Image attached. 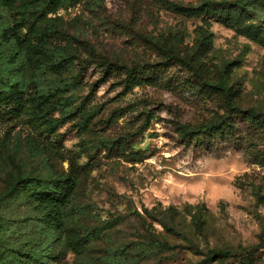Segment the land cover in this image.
<instances>
[{
  "label": "rangeland",
  "instance_id": "obj_1",
  "mask_svg": "<svg viewBox=\"0 0 264 264\" xmlns=\"http://www.w3.org/2000/svg\"><path fill=\"white\" fill-rule=\"evenodd\" d=\"M202 1L79 0L59 8L47 15L55 19L56 34L41 62L49 66L70 58L73 62L62 76L45 71L34 77L37 72L20 49L14 63L22 70L9 72L20 74L25 86L35 80L43 90L58 89L69 110L95 109L83 132L75 126L78 113L63 119L54 132L42 130L46 127L42 106L30 92L17 117L0 122V197L8 181L20 173L58 176L68 167L62 157H71L80 167L64 228L76 237L95 230L97 237L84 242L80 253L62 245L58 260L51 264H103L104 260L109 264H264V127L234 116L231 128L221 136L187 139L177 129L216 120L224 113L227 104L202 89L204 80L227 86L231 104L264 110V46L235 35L212 16L208 20L212 46L197 56L194 65L202 69L196 76L165 61L150 45L157 41L166 46L169 36L180 32L178 56L189 58L197 47L194 28L200 20L177 15L171 4ZM261 16L254 13L253 21ZM12 19L13 12L0 6V25H12ZM16 48L12 42L0 46L6 55ZM78 64L83 71L80 83L73 85ZM108 65L135 68L141 82L125 88L124 74L117 69L102 78L101 68ZM50 117L60 118V110ZM113 136H129L120 147L132 153L131 158L140 156L138 160L130 161L125 153L113 157L115 150L99 147L100 138ZM93 151L91 158L85 154ZM28 201L7 198L0 214L23 225L21 221L33 214ZM186 205L206 209L202 233L192 232L193 209ZM152 206L180 211L185 237L169 235L159 223L137 215ZM152 235L169 246L148 245ZM212 248L230 256L202 261Z\"/></svg>",
  "mask_w": 264,
  "mask_h": 264
},
{
  "label": "trees",
  "instance_id": "obj_2",
  "mask_svg": "<svg viewBox=\"0 0 264 264\" xmlns=\"http://www.w3.org/2000/svg\"><path fill=\"white\" fill-rule=\"evenodd\" d=\"M77 1L79 0H0V6L7 7L13 12L12 25H0V46L12 42L17 47L9 55L4 54L0 49V122L5 119L14 120L25 106L28 93L31 92L33 98L36 99V104L42 106L40 112L43 113L44 117L42 118L46 123V127L42 130L54 132L63 119L76 116L78 113L79 118L75 122V126L77 132L84 131L95 109L85 111L75 107L73 110H69L68 100L62 99L58 89L43 90L38 84H35V80L29 82L30 86H25L20 74L9 72L10 69L22 70V68H16L14 63L15 58L19 57L20 49L24 50L27 62L37 72L34 77L41 76L45 71L52 75L62 76L69 70L73 62L70 58L62 57L49 66L42 65L41 58L42 52L48 49V44H51L49 42L51 37L56 34L53 27L55 19L48 18L47 15L54 14L59 8ZM171 9L182 17L200 20V25L194 28L198 40L195 51L189 58H179L177 45L182 42L180 32L169 36L166 46L157 44V41H150V45L159 49L166 59L165 61L170 60L174 64L178 63L179 66L193 71L196 76H199L198 70L202 69L200 66L199 68L194 65L197 56L204 54L212 46L213 35L208 30V20L212 16L225 23L228 28L234 31L235 35L264 46V0H203L195 5L172 3ZM254 13L262 15L257 22L255 21L256 23L253 21ZM82 68L83 65L79 66L76 75L73 76V85L80 83L79 73L83 71ZM114 69L122 70L124 86L127 89H131L141 82V77L135 72V68L123 65H108L101 68L102 78ZM202 89L222 98L227 107L216 120L201 122L191 127L177 128L181 138H198L204 134L221 136L231 128L230 120L234 116H240L258 127H264V110L240 108L231 104L228 101L230 89L227 86L213 85L204 80ZM225 103L224 105H226ZM56 110H60V118L50 117ZM37 121L43 122L41 118H37ZM128 137L100 138L98 145L102 149L115 150L117 153L113 157H118L126 152L127 149L121 148L120 143ZM2 144L1 147L5 146L4 142ZM261 146V151L264 152V140L261 142ZM85 154L91 158L94 151L93 153L85 152ZM131 154L125 153L128 158ZM139 157L136 155L130 157L129 160L135 162ZM61 161H67L68 167L58 176H52L50 173L48 176L20 173L8 181V187L0 197V206L7 198L27 197L33 214L21 221L23 225H20L16 219L0 214V264H51L50 261L58 260L60 252L57 249L62 245L68 246L74 253H80L83 251L84 242L88 243L97 237L95 230L85 232L84 237H76L71 233L72 231L64 228L65 209L75 189L76 175L80 167L74 164L69 156L62 157ZM185 208L193 209L189 212L192 232L202 233L206 225L204 217L207 214L206 209L203 206L190 205H186ZM137 215L143 220L148 218L152 222L159 223L165 233L169 235L181 234L185 237L184 226L179 221L181 212L173 206L163 209H158L155 206L150 209L143 208L142 214L137 213ZM148 226L151 227V224ZM143 232L147 233L148 229L143 228ZM150 240L148 245L160 248L169 246L166 241H160L153 235ZM142 250L144 249L142 248ZM143 253L147 254L146 250ZM250 254L246 255L249 257ZM228 256H230L228 251L212 248L204 253L202 261L209 262L214 258ZM248 257L245 260H249ZM108 262L104 260L103 264H109Z\"/></svg>",
  "mask_w": 264,
  "mask_h": 264
}]
</instances>
